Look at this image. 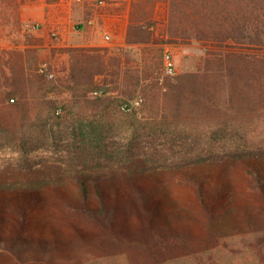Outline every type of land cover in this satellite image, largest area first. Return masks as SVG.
Wrapping results in <instances>:
<instances>
[{
  "label": "rangeland",
  "instance_id": "374dc122",
  "mask_svg": "<svg viewBox=\"0 0 264 264\" xmlns=\"http://www.w3.org/2000/svg\"><path fill=\"white\" fill-rule=\"evenodd\" d=\"M23 1L0 0V206L12 217L11 192L40 188L42 198L29 217L45 226L43 236L52 245L57 235L59 249L51 262L41 263L18 258L0 240V264H195L184 252L136 245L148 236L134 212L126 224L121 217L110 224L70 205L71 190L81 181L92 191L96 184L107 188L111 200L118 189L122 203L126 192L137 200L131 183L142 181L146 190L170 202L171 225L182 228L181 218L190 216L198 238L208 219L199 186L223 218L221 231L236 222L245 230L247 219L262 224L264 197L254 188L249 168L255 158L264 157V87L241 88L236 72L218 73L224 75L213 84V107L185 103L184 114L169 115L150 113L139 91L131 96L125 79L126 73L138 72V89L154 81L161 85L219 63L233 68L237 56L264 65V37L263 44L175 38L169 32L170 0H133L129 21L132 12L150 13L142 23L150 33L146 41L129 43L126 34L127 44L112 49L60 47L57 53H68L67 60L60 61L52 51L40 65L55 73L53 79L29 72L16 81L23 72L4 70L9 63L17 67L24 47L19 44L42 39L37 34L41 28L20 22ZM46 48L25 47L33 60ZM166 48L173 50V75L163 68ZM73 72L82 76L73 79ZM96 88H103V94L92 96Z\"/></svg>",
  "mask_w": 264,
  "mask_h": 264
},
{
  "label": "trees",
  "instance_id": "16d2710c",
  "mask_svg": "<svg viewBox=\"0 0 264 264\" xmlns=\"http://www.w3.org/2000/svg\"><path fill=\"white\" fill-rule=\"evenodd\" d=\"M148 14L150 13H131L127 29L129 43L144 42L150 36L149 31L142 25ZM169 32L172 37L184 40L200 39L219 43L230 40L237 43L263 44L264 0H170ZM224 57L226 55H223ZM250 60L237 56L238 63L233 68L219 63L218 67L210 69L207 67V71L204 70V72L185 73L175 79H167L161 85L158 81H154L145 87L142 85L140 89L138 88L141 77L138 72H132L131 75L126 73L125 81L131 96L137 91L140 92L143 107H147L150 113L162 111L170 115L171 111L180 115L184 114L185 103H200L207 109L215 105L211 96L212 87L217 78L224 75L218 73L236 72L241 88L264 87V65L255 64V61L259 59ZM78 71H82V68ZM72 74L73 79L81 75L78 72ZM19 77L24 76L18 75L16 81L20 80ZM249 172L252 175L254 188L264 197V157L255 158ZM225 187L231 191L228 185ZM130 188L137 200L126 192L127 199L123 204L119 198L118 189L115 190L116 199L111 200L107 188L96 184L92 191L85 181H81L76 190H71L72 202L69 204L90 217L102 219L110 224L119 220L120 217L126 224L129 213L134 212L143 236H148L147 239L142 237L140 242L142 245L138 241L136 245L142 247L152 244L163 251L184 252L186 257L195 264H221L226 261L233 264H264L263 220H260L262 224L257 226L253 224L254 220H245L244 224L247 223L248 226L245 230H240V225L236 222L229 231H221L218 222H222L223 218H220L221 214H217L214 204L207 202L206 189L199 186V197L207 210L208 219L199 232L204 235L198 238L200 235L196 233V224L193 225V221L189 223L190 216H184L180 220L184 230L175 224L171 225V217L167 210L170 207L168 200L156 197L153 190H146L142 181L131 183ZM10 195L16 207V214L8 218L5 207L0 206V240L6 241L8 244L6 246L11 247L20 259L33 258L42 259L41 263L51 262L55 251L59 249L57 235L54 233L55 244L52 245L49 239L43 236L45 226L35 224L29 217L31 209L38 206L42 198L41 189L36 187L18 189ZM35 228L38 229L37 232L34 231ZM189 246L190 248H187ZM202 246H204L203 249H201Z\"/></svg>",
  "mask_w": 264,
  "mask_h": 264
},
{
  "label": "crops",
  "instance_id": "0c3cea01",
  "mask_svg": "<svg viewBox=\"0 0 264 264\" xmlns=\"http://www.w3.org/2000/svg\"><path fill=\"white\" fill-rule=\"evenodd\" d=\"M133 0H25L18 8V17L24 25H35L42 38L39 44H19V61L17 67L12 64L5 72H40L43 58L56 51L60 61L68 59V53H57L58 48L71 46L77 48L109 47L126 45L129 12ZM47 46L40 49L36 60H33L25 47ZM1 72V70H0Z\"/></svg>",
  "mask_w": 264,
  "mask_h": 264
},
{
  "label": "built area",
  "instance_id": "2783aa9c",
  "mask_svg": "<svg viewBox=\"0 0 264 264\" xmlns=\"http://www.w3.org/2000/svg\"><path fill=\"white\" fill-rule=\"evenodd\" d=\"M72 2H84L85 0H71ZM102 3L106 2V0H101ZM37 27V26H36ZM163 68L165 73L169 75H173L176 72L175 60L173 55L172 48H166L163 55ZM40 73H43L48 79H53L55 77V73L49 69L45 65L39 67ZM104 92L103 88H96L90 91L92 96H100ZM14 99L11 98V101ZM60 110V108H58Z\"/></svg>",
  "mask_w": 264,
  "mask_h": 264
}]
</instances>
